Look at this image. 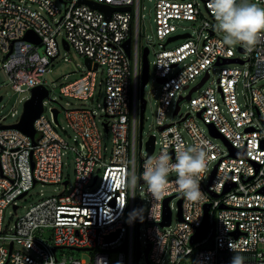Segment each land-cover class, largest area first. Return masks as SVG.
Instances as JSON below:
<instances>
[{
  "label": "built area",
  "instance_id": "1",
  "mask_svg": "<svg viewBox=\"0 0 264 264\" xmlns=\"http://www.w3.org/2000/svg\"><path fill=\"white\" fill-rule=\"evenodd\" d=\"M57 1L0 0V67L14 92L28 94L19 101L23 104L32 88H50L46 74L65 42L68 50L73 48L88 59L90 67L85 64L86 73L60 90L73 98L93 100L102 69L105 95L103 105L98 104L99 117L111 146L103 144L96 115L85 105L63 109L72 142L56 130L59 110L57 122L54 108L51 120L46 116L45 100V110L34 122L33 140L19 129L0 128V264H183L188 259L192 264H230L236 253L245 257V264H264V88L259 85L264 80V37L251 50L238 45L236 57L215 30L208 0L201 1L211 19L202 15L197 0L155 2L161 50L153 63L160 86L156 124L161 140L156 152L153 135V153L140 158L137 166V150L140 156L143 147L140 98L146 86L141 87L140 0H87L112 8L130 7V11H113L109 17L80 0ZM257 2L264 5V0ZM198 20V31L177 34L178 22ZM29 31L39 43L24 39ZM184 34L188 36L176 39L180 44L167 47L175 41L167 42L169 38ZM128 38L130 57L123 48ZM40 45L44 54L38 50ZM211 71H218L216 87L206 86ZM205 76L203 85L190 93ZM182 92L187 95L183 97ZM184 100L187 112L174 121ZM17 115L13 124L21 115L16 110L10 113ZM209 126L225 142L212 136ZM193 145L207 149V168L200 180L202 201L190 205L174 183L168 193L148 192L142 173L149 159L166 150L175 160L180 151ZM68 151L75 155L72 186L62 175V158ZM97 166L102 168L100 182L90 190L99 180ZM175 176L171 172L170 181ZM37 183L62 184L64 191L31 206L7 233L3 228L6 210L12 207L17 212L18 200ZM170 196V224L161 226L164 200ZM175 199H182L181 220L178 208L173 218ZM139 201L142 211L137 225L138 217L129 221V214L138 210ZM207 205L206 235L192 243ZM141 225L145 250L150 246L147 259L145 250L140 251ZM69 248H88L94 256L87 263L58 254Z\"/></svg>",
  "mask_w": 264,
  "mask_h": 264
},
{
  "label": "rangeland",
  "instance_id": "2",
  "mask_svg": "<svg viewBox=\"0 0 264 264\" xmlns=\"http://www.w3.org/2000/svg\"><path fill=\"white\" fill-rule=\"evenodd\" d=\"M57 1V0H55ZM157 0H140V39L139 43L142 48L148 47L149 54H148V61H149V73H148V82L143 89V96L144 99L147 101L146 110L144 112V120L142 126V142L143 147L139 156L137 150V166H139L140 158H145L147 155L145 143L148 140L149 136L155 135L157 138V145H156V152L160 148V131L156 124V111L158 106V98H159V91L160 86L157 82L156 73H155V53L160 51L161 48L158 46L160 41L156 37V24H155V13H154V6ZM169 1H181V0H169ZM58 2V1H57ZM199 3V8L202 15L206 19H211L207 14L203 3L201 0H197ZM262 5V4H261ZM264 6V5H262ZM177 34L189 33L192 34L200 29L201 21H181L178 22ZM165 42V41H164ZM163 42V43H164ZM181 43V40H175L170 42L167 47L173 48ZM228 45V44H227ZM234 51L235 56L237 57L238 54V45H228ZM40 54H44V47L40 45L38 47ZM3 56L0 53V60H2ZM1 66V65H0ZM87 68L85 65V59L81 57L73 48L70 50L65 49L62 45L60 47V54L59 56L53 61V65L50 68L49 73L46 74L47 84L51 88L49 98L45 99V106L48 108L46 112V116L49 120H51V109L56 108L59 110L58 115V122L59 125L56 126V130L62 135L67 138L69 142H72L73 132L68 127L64 110L69 108H76L80 107L81 105H85L90 107L94 114L96 115V119L98 125L102 132V140L103 144H105L108 148L111 146V137L109 134H106L102 123L100 122L99 115L102 114L101 109L98 107L99 105H103V99L105 95L104 89V78L102 76V69L98 71L96 77V88L94 92L93 100H81L78 98H73L68 95H64L63 92L60 90L62 86L78 79L81 77L82 74L86 73ZM218 71H211V79L206 83V86L216 87V78H217ZM200 79L198 77L196 81L191 84L194 86L196 82ZM264 88V80L259 82ZM241 87L238 88V91H241ZM181 95L185 97L187 95L186 92H182ZM194 95V94H193ZM28 96L27 93L18 94L14 92L9 83V79L3 69L0 67V97L2 100L0 101V121L3 125H12L15 120L18 118L11 117L10 113L16 110L19 116L22 113L23 104L20 103V100H24ZM195 96V95H194ZM187 100L181 102V111L178 117H174L173 120L177 121L179 118L183 117L187 112ZM171 116V115H169ZM4 118V120H2ZM203 128L208 131L206 126ZM219 146L222 148L225 145L219 139L215 140ZM139 142V137H138ZM63 166H62V175L63 178L69 180L70 185H73L74 178H75V155L73 152L68 151L63 155L62 158ZM95 172L99 174V180L96 182L95 186L90 190H95L100 182V177L102 173V168L97 166L95 168ZM138 182L136 181V189H137ZM70 190V188H68ZM64 191V186L62 184H43L37 183L30 192L25 196V198L18 200L19 209L17 212H14L12 207H9L6 210L5 218L3 222V228L7 230V233L10 232V229L14 226V222L17 217L24 215L25 212L33 205L37 204L41 200L47 197H51L54 195H59ZM137 203V199H136ZM173 218H176L177 214V199L173 200L171 203ZM143 227H140V251L144 252L145 244H144V237H143ZM63 252L64 254L71 255L75 259H79L80 261H86L87 263L90 259L94 256V252L89 250H69L63 249L58 250V254ZM144 259H141V262ZM183 264H192V262L188 259L184 261Z\"/></svg>",
  "mask_w": 264,
  "mask_h": 264
},
{
  "label": "clouds",
  "instance_id": "3",
  "mask_svg": "<svg viewBox=\"0 0 264 264\" xmlns=\"http://www.w3.org/2000/svg\"><path fill=\"white\" fill-rule=\"evenodd\" d=\"M208 5L216 21L215 30L222 34L223 43L251 50L264 37V6L257 0H208ZM207 158V149L202 145L180 151L175 160L162 150L149 159L142 173L147 191L162 195L168 193L174 183L190 205L200 203L204 196L200 180L207 168ZM171 172L176 174L174 181L169 179ZM140 215V211L134 209L129 214V221ZM230 264H245V257L236 253Z\"/></svg>",
  "mask_w": 264,
  "mask_h": 264
},
{
  "label": "water",
  "instance_id": "4",
  "mask_svg": "<svg viewBox=\"0 0 264 264\" xmlns=\"http://www.w3.org/2000/svg\"><path fill=\"white\" fill-rule=\"evenodd\" d=\"M80 3H86L87 5H89L90 7L94 8V9H98L103 11L108 17L110 16V14L113 11H130V7H121V8H112L108 5H103V4H98V3H94V2H90L87 0H80ZM188 35L184 34V35H178V36H174L171 37L167 40V42L169 41H173L176 40L178 38H185ZM24 39L26 41L32 42V43H39L40 39L37 37V35H35L32 31H29L26 33ZM64 48L65 49H69L68 45L64 42ZM123 48L126 52V54L130 57L131 55V39L128 38L124 43H123ZM148 54H149V49L148 47H144L142 50V82H141V87L143 88L147 82H148V73H149V61H148ZM231 61H235V60H225L223 63H228ZM85 64L87 65V67H90V61L88 59H85ZM95 68H97V66H94ZM207 76H205L201 82L196 85L194 88H192L190 90V93L197 90L199 87H201L203 85V83L206 81ZM50 96V88L46 85H40V86H36L34 88L31 89V96L28 100H26L23 103V109H22V113L20 116V119L18 121V123L13 124V125H9V126H1L0 128H16L19 129L20 131L24 132L25 134L29 135L31 137V139H34V136L36 134L35 128H34V122L35 120L43 113V111L45 110V107L43 105V101L46 98H49ZM189 97V96H188ZM2 100V97H0V101ZM146 109V100L141 97L140 98V115H139V133H140V137L142 135V126H143V120H144V112ZM178 111V107L176 109V112ZM53 113H54V120L55 122H57V115H58V110L56 108L53 109ZM210 129V134L214 137L220 138L222 140H224V138L222 137L221 134H219L215 129H213L211 126H209ZM154 136L151 135L149 136L148 140L145 143V147H146V151H147V155L146 157H149L154 150ZM225 142V140H224ZM141 145V142H140ZM232 150V149H231ZM233 151V150H232ZM139 183H142V180L139 181ZM67 184V181L65 182V185ZM227 191V190H226ZM25 195L22 194L20 196L23 197ZM172 199V196L165 198L164 200V212H163V221L161 223V226L164 225H169L170 224V220H171V212L170 209L168 207V203L169 201ZM181 201L182 199H179L177 202L178 205V218L181 220ZM14 209H16V207H14ZM207 209H208V205L205 206V216H204V220L203 223L201 224V226L199 227V229L197 230L196 234L193 236L192 238V243L198 242L200 240H202L207 232V228H208V220H207ZM138 210L142 211V204L139 201V205H138ZM141 216V215H140ZM140 216L137 218V225H139L140 223ZM116 235H113L109 238L113 239L115 238ZM149 245L147 246L144 256L147 259L148 257V252H149ZM56 247L53 248V250H55ZM70 250H89L88 248H69ZM140 257V252H137V259H139Z\"/></svg>",
  "mask_w": 264,
  "mask_h": 264
}]
</instances>
